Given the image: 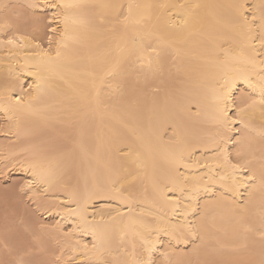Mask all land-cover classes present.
I'll return each instance as SVG.
<instances>
[{
	"label": "bare ground",
	"instance_id": "1",
	"mask_svg": "<svg viewBox=\"0 0 264 264\" xmlns=\"http://www.w3.org/2000/svg\"><path fill=\"white\" fill-rule=\"evenodd\" d=\"M12 7L29 19L0 29V176L34 182L38 246L81 264L97 258L83 251L95 231L100 258L122 260L140 234L158 264H262L264 111L226 131L219 97L233 81L235 97L251 93L249 77L238 106L260 98L264 0H0V21ZM36 212L59 230L42 234Z\"/></svg>",
	"mask_w": 264,
	"mask_h": 264
},
{
	"label": "snow or ice",
	"instance_id": "2",
	"mask_svg": "<svg viewBox=\"0 0 264 264\" xmlns=\"http://www.w3.org/2000/svg\"><path fill=\"white\" fill-rule=\"evenodd\" d=\"M5 8H9V5H4ZM32 7H35V5H32ZM241 9L240 14L244 17L245 22L247 23H254L255 22V16H253V19L251 21L248 20V17L246 15H244L243 12V5H239L238 6ZM129 8H131V6H129ZM21 19V14L16 12L15 7H12V11L7 13L2 21H0V29L4 30L5 33L12 31L13 28L15 26L18 25L19 21ZM127 20V18H125ZM182 24H186L187 21H182ZM261 25L262 27H264V16L261 17ZM262 36H264V33H262ZM16 42V40L13 37H9V39L7 40L8 44H14ZM0 43H3V41H0ZM37 48L40 47L39 44L36 45ZM261 47H264V38H262L261 41ZM42 55L47 56L48 55V51L44 50ZM57 56L60 55L59 51H57L56 53ZM262 64H264V62H262ZM258 75L260 76V79L258 81V85H259V94H260V98L259 100H255L252 99L250 100L249 103L245 104L244 107H239L238 106V102L239 103H243V100L245 97H248L249 95H255V88L257 87V85H253L251 83V79L249 77H244V83L246 85H248V87L250 89H252L253 91L251 93L248 92H243L241 93V97L237 98L235 97V94L231 91V89L233 88L235 82H230L227 84V91H225L220 97H219V102L222 105L219 109L220 111V115L224 124V127L226 129V131H230L232 124L235 123L237 120L243 124L244 123V113L248 110V109H253L255 108L257 105H259L262 109V111H264V68L261 69V72L258 73ZM32 87H34L33 85H29V88L31 89ZM38 87V85L36 86ZM11 99V97H9ZM15 102L17 104H21L22 103V99L20 96H16L15 97ZM229 107H231L233 109V111L235 112V116L231 117V114L226 111V109H228ZM234 143H238V141L234 142ZM225 159L227 160V157H225ZM231 167L235 170V169H240L242 167H244L241 164H232ZM249 179H253V177H249ZM33 181H27L26 184L24 186H22L21 188V193L24 192V189L27 188V190L29 192L32 191V186H33ZM113 188L115 190V198L120 199L122 196V190L119 188H115V182L113 183ZM37 199H39V197H37ZM171 202V201H170ZM89 204V200L85 199L84 200V204L83 207L81 209V207L78 204V208L77 209H73L71 210L68 215H74V216H79L82 215V213H86L87 211V207ZM93 216H95V213H93ZM20 223L22 225H24V220L21 219ZM38 225H39V230L40 232L43 234L45 232V230L47 229L48 231H53L59 230V226H60V222L58 221L56 225L53 226H48L45 225L43 223H39V221H37ZM31 230V225H25L24 227V231L25 232H30ZM64 236L66 237H71L72 235V231L63 233ZM139 236L140 241L142 242V250L140 252L137 251V245L136 243L133 241L132 242V252L130 254V256L126 259H113L111 261L106 260V259H101L100 257H102L104 255V252L107 250L104 247V241L98 237L97 233L95 231H93L92 233V244L91 246H89L87 243L83 244V251L85 254L87 253H92L96 255V259H92V258H88L85 260H82L81 264H158L157 260H155L152 256V253L154 252L155 248H156V241H150L146 236L144 235H140L137 234ZM262 235H264V233H262ZM33 241L35 242H39L38 237L36 235L33 234ZM185 243H187V241H185ZM74 251H76L77 249H73ZM3 251L6 254V256L12 257V259H0V264H61V257L57 256L55 258L54 261H46V260H40V261H34L31 259H27V257H31L33 256L36 252L38 251H43L42 248H37L35 246H28L27 248H18L16 246H14L13 244H10L7 240H5L3 242ZM145 254L146 257L145 258ZM162 255L167 258L170 255V251L166 250L165 252L162 253ZM63 264H72V260H65L63 261ZM161 264H170V261L165 260L163 262H161ZM208 264H228V262H218V261H211L208 262ZM262 264H264V262H262Z\"/></svg>",
	"mask_w": 264,
	"mask_h": 264
},
{
	"label": "rangeland",
	"instance_id": "3",
	"mask_svg": "<svg viewBox=\"0 0 264 264\" xmlns=\"http://www.w3.org/2000/svg\"><path fill=\"white\" fill-rule=\"evenodd\" d=\"M20 14H21L20 20H21L22 24L24 23L23 27L27 28L29 18L23 16L24 13L23 14L20 13ZM39 15L42 18H44V17H46L47 14H46V12H44V13H39ZM42 25L43 26L45 25L44 26L45 28ZM42 25L40 27L41 29L36 30V35L38 36L41 34L38 37L44 39L46 36H48L47 35V33H48L47 19H44V21H42ZM42 28H44V30H42ZM0 123H1V118H0ZM20 179L21 178L19 175H12L10 179H6V178H3L0 176V259H12V257L6 256V254L3 251V242L7 239L9 240L8 242L10 244L12 243L14 246H16L18 248H27L28 246H35L37 248H42L40 245L38 246L37 242L33 241V238H32L33 234L35 235V231L33 232V227H31L30 232L24 231L25 225H30V223H28V217H29V215H31L30 210H32L33 208L30 206L31 204L28 202L27 198L25 197V193L24 192L21 193V190H20L18 184L15 183L16 181H20ZM34 215L35 216H33V215L32 216L36 220L38 219L37 221H42V223H46L45 221L48 220V218L46 219L45 216L39 212H36ZM21 219L24 220V222H25L24 225H22L20 223ZM13 230L15 232H13ZM10 234H11V237H10ZM44 237H43V239L46 238V241L49 240L47 237H45V238ZM48 242H51V241H48ZM53 247L55 249V246H53ZM53 247H51V245L49 243L45 248L44 247L42 248L44 252L45 251L49 252V251H47V249H48V250H50L49 253L50 254L52 253L50 256L52 258L49 257V258H47V260L50 259V261H51V260H55V258H56L54 255L56 252L55 253L53 252L56 250H54ZM43 251L42 252L38 251L33 256L27 257V259L39 261V257H42L41 255H42V253H44ZM47 255H49V254H47ZM36 259H38V260H36Z\"/></svg>",
	"mask_w": 264,
	"mask_h": 264
}]
</instances>
